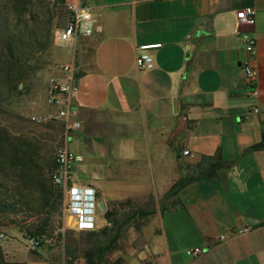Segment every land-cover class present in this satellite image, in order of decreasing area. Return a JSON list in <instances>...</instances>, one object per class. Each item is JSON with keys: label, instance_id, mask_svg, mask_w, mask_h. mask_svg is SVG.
I'll list each match as a JSON object with an SVG mask.
<instances>
[{"label": "crops", "instance_id": "obj_1", "mask_svg": "<svg viewBox=\"0 0 264 264\" xmlns=\"http://www.w3.org/2000/svg\"><path fill=\"white\" fill-rule=\"evenodd\" d=\"M86 5L99 30L66 45L77 75L79 128L67 145L78 157L72 182L95 191L97 217L128 202L139 211L137 260L264 264V0ZM246 8L255 11L251 27L235 17ZM246 32L254 39L257 97L241 69ZM140 53L150 56L151 69L136 66ZM202 156L224 164L211 178L190 172L193 179L166 197L184 175L178 165ZM189 248L202 254L189 258Z\"/></svg>", "mask_w": 264, "mask_h": 264}, {"label": "rangeland", "instance_id": "obj_2", "mask_svg": "<svg viewBox=\"0 0 264 264\" xmlns=\"http://www.w3.org/2000/svg\"><path fill=\"white\" fill-rule=\"evenodd\" d=\"M66 18L65 0H0V48L8 44L13 50L8 68L10 84L2 75L0 56V128L11 137L35 145L48 166L44 168L48 174L54 168L59 133L64 130L61 120L49 117L46 99L50 84L62 81V68L68 65L67 42L56 38ZM2 169L0 185L6 189L20 186L24 201L33 197L29 188L19 185L15 170L10 173L7 167ZM4 173L6 177H2ZM123 209L117 224L110 227L108 238H95L92 233L100 230L75 232L70 228L62 200L59 208L48 214L36 215L25 206H15L10 211H0V250L9 264H86L85 254L97 246L108 247L109 237L116 232L115 245L102 257L95 256V263L150 264L147 259H136L138 238L133 219L126 220L124 216L132 212V206ZM39 224L46 226L43 253L40 249L31 250L29 239L25 238L31 226Z\"/></svg>", "mask_w": 264, "mask_h": 264}, {"label": "built area", "instance_id": "obj_3", "mask_svg": "<svg viewBox=\"0 0 264 264\" xmlns=\"http://www.w3.org/2000/svg\"><path fill=\"white\" fill-rule=\"evenodd\" d=\"M87 0H65V10L67 13L66 24L56 33V38L61 42H68L79 37H89L98 32V27L94 24ZM255 11L246 8L236 12L235 17L238 25L251 27ZM242 50L246 57L241 64L245 85L249 88L250 95L257 97L256 73L252 67V56L254 55V39L251 33L246 32L241 36ZM141 50H145L141 48ZM135 64L142 70L152 68V60L149 55L140 53ZM62 81H54L50 84L47 92V104L54 110L49 117L54 120L64 122V133L60 144L54 153L55 168L50 174L53 185L62 191V211L71 229L75 232H92L111 226L110 222L104 218V213L97 217V213L102 214L100 204L93 189L77 186L72 182L71 169L78 160L67 147L71 140L70 133L79 128V123L74 119L72 109V94L74 92L75 69L72 65H65L62 68ZM252 113L258 112L257 108H252ZM68 183V184H67ZM2 238V235H0ZM28 247L31 250L39 249L40 242L29 240ZM189 258H194L202 254L200 248H189L184 251Z\"/></svg>", "mask_w": 264, "mask_h": 264}, {"label": "trees", "instance_id": "obj_4", "mask_svg": "<svg viewBox=\"0 0 264 264\" xmlns=\"http://www.w3.org/2000/svg\"><path fill=\"white\" fill-rule=\"evenodd\" d=\"M12 52L13 50L8 44L0 48L1 65L3 70L2 75L7 84H10V70L8 68L12 60ZM76 77L77 75H74V78ZM1 102L2 99L0 91V103ZM261 146H264V143L261 144ZM223 164V161L220 160L219 157L209 156H202L200 161L193 166L179 164L178 167L184 175L177 183L170 187L165 196L168 197L176 195L184 185L191 181L193 177L189 174L190 172L194 173L197 177L211 178ZM2 167H7L10 173H13L15 170L16 177L18 178L17 180L20 182L19 185L22 184L24 187L29 188L33 193V197L29 198L28 201H24L20 186L6 189L4 185H0L1 212H5L6 210L10 211L15 206L20 205L25 206L28 210L34 211L36 215L55 212L59 208L62 200V191L60 188L53 185L50 180V174L54 170L55 164L53 165L54 168L51 173L48 174V171L44 169L48 166L44 163L35 145L26 140L11 137L4 129L0 128V172L3 170ZM2 177H6V173H4ZM8 192L11 193L10 196L6 195ZM175 202L176 201H174V203ZM124 206L126 207L132 205L129 202L125 203V205H120V210L123 209ZM137 214H140L139 211L134 210V207L132 206V212L128 215L125 214L124 216H126V220H129L130 218L133 219ZM119 215V210L116 208H112L111 210H106L104 212V218L110 222L111 226L117 224V218ZM45 227L46 226L41 224L31 226L30 231H27L28 235H26L25 238L39 241V249H41L45 246V229H43ZM110 227L99 229V233H92V236L95 238H108ZM117 238L118 234L115 232L108 239V247L103 248L97 246L92 251H88L85 254L86 264H97L94 262L95 256L96 258H99L100 256L102 257L104 251L110 250V246L115 245ZM0 264H9L5 260L1 250Z\"/></svg>", "mask_w": 264, "mask_h": 264}, {"label": "water", "instance_id": "obj_5", "mask_svg": "<svg viewBox=\"0 0 264 264\" xmlns=\"http://www.w3.org/2000/svg\"><path fill=\"white\" fill-rule=\"evenodd\" d=\"M68 184V183H67ZM101 209H102V207H101ZM263 224H261V223H259V224H256V225H253V229H255V228H258V227H261ZM40 253H43L44 252V247H42L41 249H40V251H39Z\"/></svg>", "mask_w": 264, "mask_h": 264}]
</instances>
